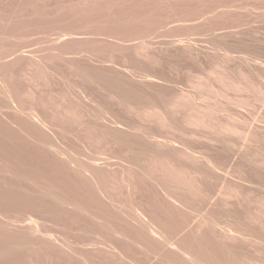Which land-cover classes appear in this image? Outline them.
Instances as JSON below:
<instances>
[{"label":"rangeland","instance_id":"374dc122","mask_svg":"<svg viewBox=\"0 0 264 264\" xmlns=\"http://www.w3.org/2000/svg\"><path fill=\"white\" fill-rule=\"evenodd\" d=\"M0 264H264V0H0Z\"/></svg>","mask_w":264,"mask_h":264}]
</instances>
